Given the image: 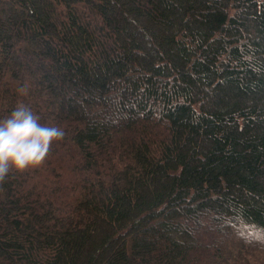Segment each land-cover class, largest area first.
Wrapping results in <instances>:
<instances>
[{
	"label": "trees",
	"instance_id": "16d2710c",
	"mask_svg": "<svg viewBox=\"0 0 264 264\" xmlns=\"http://www.w3.org/2000/svg\"><path fill=\"white\" fill-rule=\"evenodd\" d=\"M21 104L65 135L0 183V264H264V0H0Z\"/></svg>",
	"mask_w": 264,
	"mask_h": 264
},
{
	"label": "clouds",
	"instance_id": "9594fccd",
	"mask_svg": "<svg viewBox=\"0 0 264 264\" xmlns=\"http://www.w3.org/2000/svg\"><path fill=\"white\" fill-rule=\"evenodd\" d=\"M19 91L26 93L24 88ZM64 135L59 127L41 124L28 106H17L0 119V183L13 169L23 171L41 165L53 141L63 139Z\"/></svg>",
	"mask_w": 264,
	"mask_h": 264
}]
</instances>
